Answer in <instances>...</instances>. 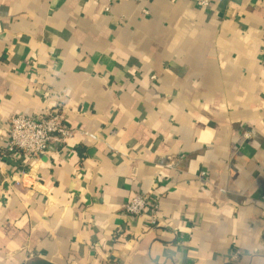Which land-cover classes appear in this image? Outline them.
Segmentation results:
<instances>
[{
  "label": "crops",
  "instance_id": "obj_1",
  "mask_svg": "<svg viewBox=\"0 0 264 264\" xmlns=\"http://www.w3.org/2000/svg\"><path fill=\"white\" fill-rule=\"evenodd\" d=\"M208 1L0 0V150L16 113L73 130L21 186L0 157V264H264V0Z\"/></svg>",
  "mask_w": 264,
  "mask_h": 264
},
{
  "label": "built area",
  "instance_id": "obj_2",
  "mask_svg": "<svg viewBox=\"0 0 264 264\" xmlns=\"http://www.w3.org/2000/svg\"><path fill=\"white\" fill-rule=\"evenodd\" d=\"M195 1L200 6L209 4L208 0ZM49 95L48 91H44L42 97L47 99ZM72 134L73 130L66 126L64 114L60 107H46L45 111L37 116L24 113L11 115L8 120L7 135L2 139L3 146L0 150V157L9 155L15 157L16 154H19L25 160L24 164H22L23 169L20 171L22 176L18 179H13L11 184L21 186L24 177H32L29 163L33 160H38L40 155L45 153L54 143L61 144L71 137ZM244 136L249 137V132L244 133ZM181 157L168 156L166 165L175 167ZM123 210L125 213L137 217L145 216L150 225H154L157 222V206L155 203L150 202L148 195L144 193H136L124 204ZM243 254L241 250L233 251L229 255L227 263L237 262Z\"/></svg>",
  "mask_w": 264,
  "mask_h": 264
},
{
  "label": "trees",
  "instance_id": "obj_3",
  "mask_svg": "<svg viewBox=\"0 0 264 264\" xmlns=\"http://www.w3.org/2000/svg\"><path fill=\"white\" fill-rule=\"evenodd\" d=\"M28 264H50V263L46 262L45 260L36 259V260L30 261Z\"/></svg>",
  "mask_w": 264,
  "mask_h": 264
}]
</instances>
